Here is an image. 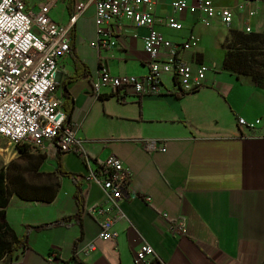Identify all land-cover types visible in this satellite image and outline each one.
<instances>
[{"label": "crops", "instance_id": "1", "mask_svg": "<svg viewBox=\"0 0 264 264\" xmlns=\"http://www.w3.org/2000/svg\"><path fill=\"white\" fill-rule=\"evenodd\" d=\"M42 1L26 0L34 9ZM171 1H157L154 13L161 22L155 29L177 45L192 37L191 48L181 50L180 58L193 72L200 64L208 68L204 86L184 93L172 75H165L158 97L111 87L95 95L92 84L102 69L113 75L148 73L142 41L147 29L115 19L111 27H117V46L91 47L97 35L95 8L89 4L71 28L72 49L59 59L54 93L69 115L77 149L90 161L51 144L43 151L15 148L3 170L22 174L21 192L30 197L13 193L5 208V223L17 237L26 236L25 247L8 264H134L144 242L165 264H264V89L250 77L222 69L228 46L235 43L236 32H243L246 10L236 9L240 0H212L217 8L234 10L233 23L226 28L219 18L204 24L186 10L176 14ZM251 7L256 10L250 18L252 33H264V0H252L247 9ZM73 12V0H57L48 15L67 25ZM172 16L181 23L180 30L166 25ZM72 51L86 66V75L76 77ZM238 119L260 123L248 130ZM146 140L161 142L165 151H147ZM111 155L131 177L119 204L123 217L113 226L117 237L103 241L97 239L100 228L90 213L102 202L103 192L84 178ZM20 160L24 166L17 164ZM58 162L76 180L60 175ZM44 193L51 199L34 197ZM163 212L169 219L184 215L187 235L170 234ZM65 218L69 220L61 224L29 229ZM90 242L95 250L77 254L78 263L72 262ZM4 259L0 264H7Z\"/></svg>", "mask_w": 264, "mask_h": 264}, {"label": "built area", "instance_id": "2", "mask_svg": "<svg viewBox=\"0 0 264 264\" xmlns=\"http://www.w3.org/2000/svg\"><path fill=\"white\" fill-rule=\"evenodd\" d=\"M158 0H73L74 12L67 25H60L49 17V12L57 0H44L37 9L30 8L26 0H0V138L9 145L43 151L48 144L62 153L76 151L88 164L90 159L77 147L73 125L63 110L62 101L55 96V78L59 59L67 55L72 42L71 28L89 4L95 8L94 23L96 40L91 47L101 50L117 46L114 34L117 27H111L113 20L121 24L131 23L137 28L147 29L142 38L148 73L145 76L113 75L108 70L98 72L92 84V92L99 95L105 87L140 97L161 96L164 90L162 78L172 75L184 93L204 86L208 68L197 66L196 72L180 58L181 50H189L192 37L181 45L174 44L155 29L161 22L155 16L154 8ZM252 0H240L239 12L246 10L243 32L252 33L250 18L256 15L254 8L247 9ZM174 13L188 11L199 16L200 22L210 24L216 18L230 28L235 12L232 8H217L212 0H172ZM173 30H180L181 23L176 17L165 20ZM133 37H136L133 34ZM260 120L247 122L238 119V125L254 130ZM161 142L144 141L147 151H161ZM131 174L116 156L107 157L95 169L87 171L85 180L97 184L103 192V200L92 207L90 213L99 225L97 239L114 240L117 233L113 226L123 217L120 201L125 195ZM150 202V198H146ZM168 223V231L174 235H187V220L184 215L169 219L168 214H160ZM95 250L94 242L88 243L75 253L89 254ZM51 260L54 257L51 256ZM134 264H165L147 243L140 244L135 253Z\"/></svg>", "mask_w": 264, "mask_h": 264}, {"label": "trees", "instance_id": "3", "mask_svg": "<svg viewBox=\"0 0 264 264\" xmlns=\"http://www.w3.org/2000/svg\"><path fill=\"white\" fill-rule=\"evenodd\" d=\"M71 49L72 46L70 44V52ZM72 57L76 67V77L86 75V66L79 60L78 56L74 54L73 51ZM222 69L236 73L238 76L250 77L253 82L264 89V33L236 32L235 43L232 46H228ZM67 117L69 120L68 114ZM17 149L22 152L28 149V146L18 147ZM58 173L70 177L73 180L77 178V176L64 171L60 162H58ZM23 183L24 179L22 174L13 176L9 175V173H6L4 170H0V260L5 257L4 260L7 264L12 260L17 251L25 247L26 243V236L17 237L14 231L4 221L5 208L13 193H17L24 199L30 197L21 192ZM34 197L48 200L51 199L52 196L44 193ZM76 199L81 208L78 195H76ZM66 220H69V218L44 226L31 227L29 229L40 230L50 225L61 224ZM71 261L78 263L75 254Z\"/></svg>", "mask_w": 264, "mask_h": 264}, {"label": "rangeland", "instance_id": "4", "mask_svg": "<svg viewBox=\"0 0 264 264\" xmlns=\"http://www.w3.org/2000/svg\"><path fill=\"white\" fill-rule=\"evenodd\" d=\"M28 149H30L28 147ZM32 149V148H31ZM14 151H15V147H12L11 145L8 144V142L2 138H0V170H3L4 168V163L7 161L9 162V160L13 157L14 155ZM17 164H19V166H24L25 165V161L20 160L17 162ZM11 165V164H9ZM16 164L13 163L12 167L9 168L8 167V171H12V169H14Z\"/></svg>", "mask_w": 264, "mask_h": 264}]
</instances>
